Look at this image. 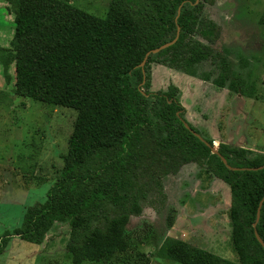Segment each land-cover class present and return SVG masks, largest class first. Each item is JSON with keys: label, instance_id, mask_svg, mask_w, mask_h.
I'll return each instance as SVG.
<instances>
[{"label": "trees", "instance_id": "1", "mask_svg": "<svg viewBox=\"0 0 264 264\" xmlns=\"http://www.w3.org/2000/svg\"><path fill=\"white\" fill-rule=\"evenodd\" d=\"M7 1L18 5V33L0 64L5 73L15 64L16 95L72 108L77 118L47 199L27 207L21 226L0 236V255L13 237L40 244L57 223H68L73 264H110L142 200L153 191L165 197L163 179L193 161L230 186L239 262L170 237L159 253L179 264H264L254 228L264 155L227 144L213 154V142L186 127L201 134L186 119L179 88L151 90L154 63L196 76L197 66L211 62L217 69L203 80L255 97L256 82L234 73L228 55L214 47L221 28L204 8L215 0H111L105 18L68 0ZM179 27L178 41L151 53L142 67L146 53L174 40ZM256 230L264 240V202Z\"/></svg>", "mask_w": 264, "mask_h": 264}, {"label": "rangeland", "instance_id": "2", "mask_svg": "<svg viewBox=\"0 0 264 264\" xmlns=\"http://www.w3.org/2000/svg\"><path fill=\"white\" fill-rule=\"evenodd\" d=\"M105 18L111 0H68ZM264 0H215L204 15L221 28L215 49L225 52L234 73L256 82L249 98L203 80L217 69L211 62L195 75L152 64L151 90H180L186 119L210 139L264 155ZM18 5L0 0V57L12 50L19 22ZM195 39H202L198 34ZM0 64V236L21 226L25 210L44 202L64 166L77 111L46 105L16 95L15 64ZM165 197L153 191L142 200V212L130 218L122 247L110 264H179L159 253L167 238L187 241L223 258L239 262L230 217L231 190L198 162L185 163L163 179ZM68 223H57L40 244L13 237L0 264H73L67 245ZM83 264H102L86 261Z\"/></svg>", "mask_w": 264, "mask_h": 264}, {"label": "water", "instance_id": "3", "mask_svg": "<svg viewBox=\"0 0 264 264\" xmlns=\"http://www.w3.org/2000/svg\"><path fill=\"white\" fill-rule=\"evenodd\" d=\"M179 36H180V27L178 28V33H177V36H176V38H175L174 40H172V41H170V42H167V43H165V44H163V45H161V46H159V47H157V48H154V49L148 51V52L146 53V55H145V58H144L143 62L141 63V66H142V67L145 66V64H146V62H147V60H148V57L150 56L151 53H159L160 51H162V50H164V49H166V48H168V47L174 45V44L178 41ZM186 127H187L189 130H191L192 133H193L194 135H196L197 137H200V138L203 139V137L201 136V134H199L197 131L193 130V128L189 125V123H186ZM212 153H213V154H219V148L212 146ZM222 160H223L224 164H225L227 167L232 168L231 166H229V164H228V162H227V160H226L225 158H222ZM233 169H234V170H238V168H233ZM263 202H264V198H263L262 201L260 202V205H259V208H258V214H257V221H256L255 224H254V228H255V235H256V238H257L258 241L261 243V245L264 247V240L261 238L260 234H259L258 231L256 230L257 223H258V221H259V219H260V216H261V208H262Z\"/></svg>", "mask_w": 264, "mask_h": 264}, {"label": "crops", "instance_id": "4", "mask_svg": "<svg viewBox=\"0 0 264 264\" xmlns=\"http://www.w3.org/2000/svg\"><path fill=\"white\" fill-rule=\"evenodd\" d=\"M205 172H207V171H205ZM219 179V178H218ZM221 180V179H220ZM230 187V186H229Z\"/></svg>", "mask_w": 264, "mask_h": 264}]
</instances>
